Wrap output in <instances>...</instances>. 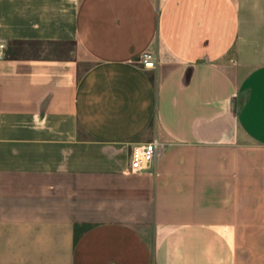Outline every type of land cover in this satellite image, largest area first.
I'll return each instance as SVG.
<instances>
[{"label":"crops","instance_id":"0c3cea01","mask_svg":"<svg viewBox=\"0 0 264 264\" xmlns=\"http://www.w3.org/2000/svg\"><path fill=\"white\" fill-rule=\"evenodd\" d=\"M0 43V264H264V0H0Z\"/></svg>","mask_w":264,"mask_h":264},{"label":"built area","instance_id":"2783aa9c","mask_svg":"<svg viewBox=\"0 0 264 264\" xmlns=\"http://www.w3.org/2000/svg\"><path fill=\"white\" fill-rule=\"evenodd\" d=\"M3 46L4 44L0 43V47ZM140 59L145 67H156L157 65V54L154 51H144ZM161 147L162 144L157 140L133 146L130 154V169L132 171L141 170L150 162L155 161Z\"/></svg>","mask_w":264,"mask_h":264}]
</instances>
